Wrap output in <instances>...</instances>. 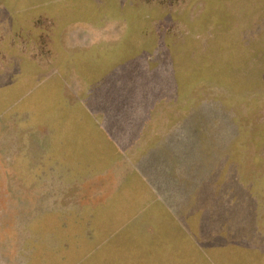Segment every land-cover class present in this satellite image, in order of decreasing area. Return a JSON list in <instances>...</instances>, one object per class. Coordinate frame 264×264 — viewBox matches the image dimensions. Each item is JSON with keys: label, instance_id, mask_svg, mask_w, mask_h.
Returning <instances> with one entry per match:
<instances>
[{"label": "crops", "instance_id": "0c3cea01", "mask_svg": "<svg viewBox=\"0 0 264 264\" xmlns=\"http://www.w3.org/2000/svg\"><path fill=\"white\" fill-rule=\"evenodd\" d=\"M120 10L113 16L133 15ZM61 13L68 23L51 31L45 70L44 48L20 43L0 75L4 91L14 82L15 95L26 98L16 111L27 110V124L39 126L36 139L23 134L24 122L10 133L15 177H45L48 192L80 209L93 264H264V216L256 213L264 188L252 196L232 175L230 154L199 151L192 107L184 114L159 60L136 52L133 23L117 20L113 40L98 34L86 46L65 47L68 29L89 26ZM92 13L104 17L100 8Z\"/></svg>", "mask_w": 264, "mask_h": 264}, {"label": "rangeland", "instance_id": "374dc122", "mask_svg": "<svg viewBox=\"0 0 264 264\" xmlns=\"http://www.w3.org/2000/svg\"><path fill=\"white\" fill-rule=\"evenodd\" d=\"M98 8L104 14L101 21L90 16ZM3 9L0 75L20 43L44 48L40 62L45 70L48 42L51 46L57 36L51 31L68 23L61 12L72 11L69 20L82 17L75 24L89 26L68 29L65 47L86 46L98 34L101 40H113L119 34L115 26L122 25L117 20L132 22L136 52L159 60L168 87L180 91L177 104H183L184 114L186 106L192 107L199 151L214 152L216 158L230 154L232 175L239 174L258 197V186L264 188V0H0ZM118 9L133 15L114 17ZM100 25L101 33H91V27ZM9 86L5 91L0 87V264H93L87 256L93 242L85 241L89 225L80 223V209L66 207L70 203L48 192L45 177L28 171L29 176L16 178L9 169L17 147L10 136L16 123L24 122L21 130L28 138L36 139L33 127L39 130L27 124V110L16 111L26 98L15 95L14 82ZM257 207V217L264 216V203Z\"/></svg>", "mask_w": 264, "mask_h": 264}]
</instances>
